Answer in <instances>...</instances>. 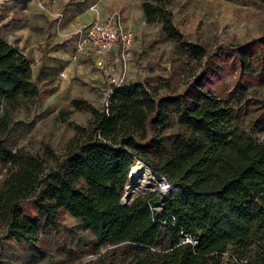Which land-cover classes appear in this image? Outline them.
I'll return each instance as SVG.
<instances>
[{
  "label": "trees",
  "instance_id": "1",
  "mask_svg": "<svg viewBox=\"0 0 264 264\" xmlns=\"http://www.w3.org/2000/svg\"><path fill=\"white\" fill-rule=\"evenodd\" d=\"M162 1L144 0L146 23L162 24L167 38L202 66L206 51L183 40ZM250 56L239 50L248 68L256 58ZM32 67L0 33V162L7 165L0 221L21 241L36 245L43 234L58 233L69 214L95 238L93 264H235L230 252L237 264H264V144L232 123L234 109L211 90L206 73L161 100L149 84L126 83L112 88L103 111L73 101L74 111L90 109L92 118L77 127L67 164L61 167L60 158L46 173L42 157L11 153L6 144L13 111L40 95ZM138 161L174 183L160 212L150 207L159 201L154 193L122 203ZM130 184L140 191L132 177ZM30 199L43 221L25 216L21 205Z\"/></svg>",
  "mask_w": 264,
  "mask_h": 264
},
{
  "label": "rangeland",
  "instance_id": "2",
  "mask_svg": "<svg viewBox=\"0 0 264 264\" xmlns=\"http://www.w3.org/2000/svg\"><path fill=\"white\" fill-rule=\"evenodd\" d=\"M0 1L12 5L6 10L8 13L0 12V33L32 61L33 82L40 89L37 100L24 102L13 111L12 128L6 136L7 149L11 153L42 157L49 173L67 155L77 127H86L92 118L90 109L74 111L73 101H83L99 111L106 109L112 79L122 74L123 67L112 54L108 72L111 76L93 62L83 72L78 71L80 68L47 69L48 58L54 57L52 51L68 47L67 29L76 18H70L72 6L87 9L97 0ZM143 4L144 0H102L101 4L104 9L121 11L136 35L126 83L149 84L156 90L157 100H161L182 94L191 82L190 76L206 73L211 90L234 109L232 123L264 144V0H163L160 3L172 13L183 40L206 51L202 66L167 38L162 24L146 23ZM59 14L63 15L62 19L57 17ZM66 21H69L67 28ZM17 26L28 29L26 37L19 38L8 31ZM31 49L37 50L34 56L29 54ZM239 50L256 57L251 68L242 65ZM56 59L72 61L70 57ZM218 69L220 74L213 76V71ZM67 111L73 113L64 119L63 113ZM66 164L67 159L63 158L60 166ZM6 167L5 162H0V181L5 177ZM127 185V194L132 192L130 198L140 193L129 182ZM21 207L29 219L43 221L34 199ZM94 240L91 232L69 214L64 216L58 233L43 234L36 245L21 241L0 221V254L5 264H93L97 258Z\"/></svg>",
  "mask_w": 264,
  "mask_h": 264
},
{
  "label": "built area",
  "instance_id": "3",
  "mask_svg": "<svg viewBox=\"0 0 264 264\" xmlns=\"http://www.w3.org/2000/svg\"><path fill=\"white\" fill-rule=\"evenodd\" d=\"M91 11L95 12L94 19L88 23L77 25L70 34L74 37L73 59H78L80 55H84L90 59L98 69L109 74V59L112 54H115L116 59L120 61L123 67L122 74L118 78L112 79L113 87L119 88L126 84L127 81L128 69L136 43L135 32L126 25L125 19L120 12L110 13L102 19L97 12V4L91 7ZM57 17L62 19L63 15L59 14ZM109 75L111 76V74ZM112 93L113 90H111L109 97ZM134 166L135 164L130 170L129 181L133 175ZM143 173L144 176H147L149 184L144 186V189L139 194H135L137 196L133 195L130 201H127V185L122 197V203L124 205H130L136 197L141 195L147 196L154 193L159 201L157 205H151L150 207L152 211L160 212L164 209V198L171 194L174 189V183L165 176L156 175L144 162L142 169L137 171L139 176ZM139 176H137V178ZM186 242L191 243L192 241L187 238ZM226 256L230 258L233 263H238V259L233 252L227 253ZM240 264H247V262L241 261Z\"/></svg>",
  "mask_w": 264,
  "mask_h": 264
},
{
  "label": "crops",
  "instance_id": "4",
  "mask_svg": "<svg viewBox=\"0 0 264 264\" xmlns=\"http://www.w3.org/2000/svg\"><path fill=\"white\" fill-rule=\"evenodd\" d=\"M65 1H70V0H65ZM30 3H29V5H30ZM96 4H97V12H98L99 16L102 19H104L108 14L113 13V12H120L122 14V12L119 11V10L104 9L102 7V5H101L102 4V0H97V1L93 2L89 6V8H87V9L86 8H78L76 5H73L72 9H71L70 18L72 16H75L76 18H74L71 21V23L69 24V28L67 29L68 31H67L66 35L71 34L72 31L76 28L77 25L88 23V22H90V21H92L94 19L95 12L91 11V7L95 6ZM35 5L36 4L34 3V6ZM11 8H12V5H10V4H8V5L0 4V12L2 11L3 14L8 13L6 10H10ZM32 8H34V7H32ZM123 17H124V15H123ZM124 19H125V17H124ZM68 23H69V21H66V23L64 24V27L66 26V28H67L68 27ZM8 31L11 32L14 36L17 35L19 38L26 37V34H28V29L25 26L13 27V28H10ZM6 40L10 44L16 46L13 42H10L8 39H6ZM66 40L69 41L68 47L66 49L57 48L56 50L52 51V55L54 57L48 58V60H47V64H48L47 65V69L55 71V70H59V69H61L63 67H67L68 71H72L74 69L76 70V68H80V70H78L80 72H81V70H82V72H83V70H87L86 66L92 61L90 59H88L84 55H80L78 57V59H73L74 37L70 35V37H66ZM36 52H37L36 49L29 50V54H33L32 56H34L36 54ZM56 57L65 58L64 60H67L66 57H68V58L70 57L72 61H67V62L66 61H62V60L58 61L56 59Z\"/></svg>",
  "mask_w": 264,
  "mask_h": 264
},
{
  "label": "bare ground",
  "instance_id": "5",
  "mask_svg": "<svg viewBox=\"0 0 264 264\" xmlns=\"http://www.w3.org/2000/svg\"><path fill=\"white\" fill-rule=\"evenodd\" d=\"M143 167V162L138 161L137 164L134 166L133 170V175H132V181L134 182V184L139 187H137L140 191H142L144 189V186H147V184H149L148 178L144 173L142 175L139 176V174H137V171H140ZM135 173V174H134ZM136 175V176H135ZM137 176H139L137 178ZM130 183V181H129ZM132 195V192H129L127 194V197H130Z\"/></svg>",
  "mask_w": 264,
  "mask_h": 264
},
{
  "label": "water",
  "instance_id": "6",
  "mask_svg": "<svg viewBox=\"0 0 264 264\" xmlns=\"http://www.w3.org/2000/svg\"><path fill=\"white\" fill-rule=\"evenodd\" d=\"M131 200V198L130 197H127V201H130Z\"/></svg>",
  "mask_w": 264,
  "mask_h": 264
}]
</instances>
